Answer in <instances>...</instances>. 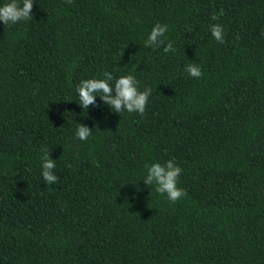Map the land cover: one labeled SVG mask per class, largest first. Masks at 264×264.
<instances>
[{"label": "trees", "instance_id": "trees-1", "mask_svg": "<svg viewBox=\"0 0 264 264\" xmlns=\"http://www.w3.org/2000/svg\"><path fill=\"white\" fill-rule=\"evenodd\" d=\"M32 14L0 22V264H264V0H34ZM156 22L174 52L144 46ZM104 70L152 89L143 114L99 97L84 112L75 86ZM169 158L176 202L140 180Z\"/></svg>", "mask_w": 264, "mask_h": 264}, {"label": "clouds", "instance_id": "clouds-1", "mask_svg": "<svg viewBox=\"0 0 264 264\" xmlns=\"http://www.w3.org/2000/svg\"><path fill=\"white\" fill-rule=\"evenodd\" d=\"M34 0H0V22L5 25L16 24L32 18ZM223 14V9L219 13H213L210 17L212 21H217L219 15ZM211 36L217 42L224 41V26L221 23H209ZM168 31L166 23L156 22L147 33L143 43L145 47L158 48L163 45L165 53L174 52L172 41L165 42V33ZM184 71L191 77L199 78L202 75V68L196 62H189L184 66ZM78 97V105L84 110H88L89 105L97 104V97L106 105L111 112L129 113L136 112L143 114L149 101L152 89L145 86L142 90L137 77L132 72L122 73L114 76L113 72L104 70L99 75H92L82 78L75 86ZM76 122V121H75ZM92 134V129L84 123L76 122L74 137L79 140H87ZM40 174L46 184H55L58 180L54 169L56 160L50 156L49 147L41 151L40 154ZM145 174L142 180L146 186H151L157 193L166 196L169 201L176 202L186 193L178 185V178L182 172L181 166L174 158L163 161L153 160L145 163ZM139 180V181H140Z\"/></svg>", "mask_w": 264, "mask_h": 264}]
</instances>
